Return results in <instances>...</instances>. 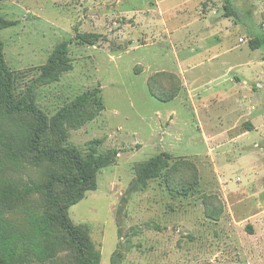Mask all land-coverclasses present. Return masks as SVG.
<instances>
[{
	"label": "rangeland",
	"instance_id": "obj_1",
	"mask_svg": "<svg viewBox=\"0 0 264 264\" xmlns=\"http://www.w3.org/2000/svg\"><path fill=\"white\" fill-rule=\"evenodd\" d=\"M224 1L0 0V17L12 22L0 40L15 96L30 87L48 120L84 94L95 99L87 101L90 118L49 130L42 145L114 155L96 171V189L67 209L87 228L99 264H264V43L249 46L264 39V0H230V16ZM77 30L99 38L80 44ZM62 41L72 69L40 80ZM211 42L224 64L199 62L195 76L179 65L188 55L205 60ZM211 74L218 85L225 80L224 103L211 96L220 89L211 88ZM230 102L236 108L225 112ZM25 123L31 118L0 110V141L13 151L0 148V185L64 172L61 162L18 152ZM162 152L170 164L185 162L141 188L139 167Z\"/></svg>",
	"mask_w": 264,
	"mask_h": 264
},
{
	"label": "trees",
	"instance_id": "obj_2",
	"mask_svg": "<svg viewBox=\"0 0 264 264\" xmlns=\"http://www.w3.org/2000/svg\"><path fill=\"white\" fill-rule=\"evenodd\" d=\"M227 16L233 14L230 0L224 1ZM11 21L0 17V28L9 27ZM99 35L76 31L73 38L80 44H95ZM264 43L262 37H255L249 44L252 49ZM67 41L55 45L47 61L42 65L39 79L57 80L62 72L72 69L68 60ZM0 40V110L11 120L21 115L31 118V123L18 125V139L23 147L18 152L31 155L37 160L63 163L64 172L45 173L43 181L28 182L22 187L0 185V264H99L100 254L91 241L85 225H75L68 217L67 209L81 200L87 191L96 189V171L113 160V153L95 154L93 151L83 155L75 147L55 145L45 148L42 141L49 130H62L64 122L77 124L90 118L88 99L93 96L84 94L70 105L63 107L50 120L34 102L30 89L16 97L13 91V75L8 69ZM152 95H155L151 90ZM172 97L161 100L168 101ZM95 100V99H94ZM100 106V103L97 102ZM8 138V137H6ZM9 139V138H8ZM100 141H93L98 144ZM0 148L13 151L4 140ZM2 153L0 152V155ZM170 154L162 152L139 167L137 183L141 188L146 181L160 175L166 178L185 161L169 163ZM187 164V163H185ZM188 166H191L188 163ZM0 170L2 163L0 159ZM169 186L168 182L166 183ZM34 193L39 196L34 202ZM35 195V194H34ZM32 199V200H31ZM19 212V221L12 219ZM114 256H111L113 263Z\"/></svg>",
	"mask_w": 264,
	"mask_h": 264
},
{
	"label": "crops",
	"instance_id": "obj_3",
	"mask_svg": "<svg viewBox=\"0 0 264 264\" xmlns=\"http://www.w3.org/2000/svg\"><path fill=\"white\" fill-rule=\"evenodd\" d=\"M176 13H178L177 11H175ZM192 39H193V36H192ZM213 44L214 43H210V44H208L207 45V49H208V51H209V56H207L206 58H205V60H202V61H197V60H193L191 57L193 56V55H188V56H186V60L185 61H181L182 63L181 64H179V65H183V64H186V71H190V72H193V76H195V75H197V74H199V72H194L195 71V69L198 67V65H200L201 63H199V62H203V64H207V65H209V66H211V64H212V62H214V61H216L217 59H219L220 58V56H222L223 55V51L224 50H221V52H215L214 50H212V46H213ZM260 48V47H259ZM213 51V52H212ZM222 60H217V62L219 63L220 62V64H224V61H222ZM195 78V77H194ZM218 77H215L213 74H211L210 75V77L209 78H207V81L209 82V84H212L211 85V88H220V89H214L216 92H214V93H212V97H218L219 98V102L220 103H224L227 99H229L230 97H231V95L229 94V93H227V91L224 89L225 87H224V85H223V83L225 82V80L222 82V83H220V85H218V83H216V82H219L220 80H218L217 79ZM220 78V77H219ZM186 83H188L187 81L184 83V84H186ZM188 84H186V86H187ZM236 105H235V103H232V102H230V104L228 105L227 103H225V104H223V108H224V110H225V112H228V111H230V109L231 108H236L235 107ZM255 120H253V121H251V129L250 130H254V129H256V125H255V122H254ZM249 130V131H250ZM248 130H247V132H249ZM233 140H236V139H238V138H232Z\"/></svg>",
	"mask_w": 264,
	"mask_h": 264
}]
</instances>
